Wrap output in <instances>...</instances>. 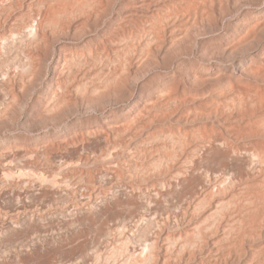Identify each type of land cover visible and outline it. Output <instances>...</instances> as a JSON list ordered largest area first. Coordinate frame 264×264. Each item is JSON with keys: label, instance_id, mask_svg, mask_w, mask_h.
<instances>
[{"label": "rangeland", "instance_id": "rangeland-1", "mask_svg": "<svg viewBox=\"0 0 264 264\" xmlns=\"http://www.w3.org/2000/svg\"><path fill=\"white\" fill-rule=\"evenodd\" d=\"M55 1L21 0L14 3L13 0H0V10L9 12L7 13L9 18L16 17L14 22H9V18L0 21V45L3 43L2 39H6L9 44L11 42L16 43L15 47L14 45L11 47L12 49L5 50L7 59L9 62L11 60L12 63L6 62L5 65L3 64L4 67L0 65V80L7 81V84L11 80L12 85L16 84L18 88L20 86V89H17V99L13 103L14 105L12 104L13 106H8L9 103L6 104L7 99L2 100L3 103L0 101V111L4 107L7 108L4 110V112L7 111V113L5 112L7 116L1 115L0 117V157L3 155L0 159V176L4 164H15L14 167L16 166V168L28 164H31L30 166L37 165L36 167L33 166L35 170L33 174H22L23 177L18 173L16 175L17 170H14L15 176L12 174L10 179L6 177L8 180L0 179V264H125L122 254L120 256L118 253L116 262L112 260L111 255L113 248H118L119 238L123 237L124 232L121 229L126 223H130V220L125 219L132 207L127 201L131 197L129 196L130 192L134 190L139 194L140 197L138 198L146 203L149 201L151 206L154 198L155 200L158 199L157 192L160 189L161 191L168 189V187L160 186L153 188V185L156 184L155 179H168L173 172L171 165L174 163L173 168L178 163L182 166L185 164V168L189 167L192 161L191 154L196 153L199 156L205 148L211 145L216 134H221V137L226 140L225 143H231H217L219 148L222 149L228 145L233 151L234 149H236L235 151L239 150V153L244 150L242 148H248V146L251 148L250 150L252 148L255 150L256 141L258 143L260 140L264 141V129L257 128L259 127L258 124L254 125V127L257 126L255 129L253 127L257 120L261 121L260 116L264 118V99H262L264 97L262 95L264 94V0ZM81 5L83 6L82 9L80 8ZM198 5L201 8L203 6L204 9L203 12H199L200 16L194 15ZM50 6L52 7L50 8ZM77 8L78 10H76ZM48 12L50 13L48 14ZM53 13L57 15L55 16ZM51 16L55 18H52L54 19L52 22L56 20L55 23H57L58 19L60 22L58 21L57 27L53 23L49 25L52 29L49 27L51 33L49 31L47 33V43L45 46L41 45V48L38 47L36 52L34 51L38 58H36V68H32L34 69L32 71L34 74L31 75L33 77L30 74L28 76V70L24 73L21 68H18L19 71L16 70L17 65H12L13 62H28L26 56L29 51H33L35 40L32 33L34 32L29 26H35L38 23L35 27L39 32L40 23L45 24V20L48 17L50 19ZM189 16L192 18L191 21L187 20ZM186 22L190 23L189 26ZM19 27H22V30ZM16 28H19L18 31L24 30L23 33L31 31V35L28 34L30 37L27 36L26 40L20 41L23 43H20L21 45L17 41L23 33L17 32ZM14 31L18 35L15 33V36ZM181 31L183 33L178 35L176 40H172V37ZM114 41L119 43V46H115L116 51L113 50L112 42ZM146 44L148 45L145 47ZM0 49L2 48L0 47ZM3 51L0 50V58L2 59L4 57ZM139 57L141 58L139 59ZM64 58H68L71 62L65 63ZM135 58L137 61L131 60ZM123 60H126V63H123ZM94 62L98 64L96 65ZM105 62L109 64L106 67L109 74L110 72L113 73L112 69L114 72L121 71L123 73L124 77L121 78L120 82L123 84L119 86L121 91L116 89L114 91L111 87V89L109 87L104 89L106 75L105 72L103 74L102 68H105ZM7 63L8 65H6ZM72 63L75 64L74 67ZM4 72L5 76L3 75ZM125 77L127 78L125 79ZM123 79L126 81L122 82ZM165 81L168 85L173 84V95L178 94L176 95L178 99L176 104L180 101L179 104L185 107L175 105L178 111L180 110L179 112L176 108L167 110L162 103L163 99H161L162 102L160 101V98L164 97L160 94V90ZM24 83L25 86H23ZM58 84L62 86L56 91L60 97L57 101L61 103V106H57L58 109L56 106V108L53 107L50 113L43 111L45 109L42 107L46 104L49 94L58 87ZM92 84L96 86L103 84L102 88L105 91L102 90L99 92L100 94L96 93V96L95 94L91 95L88 92ZM238 84L242 85L238 86ZM236 85L237 87H235ZM246 86L249 87L246 88ZM257 87H260L259 90L255 89ZM75 88L80 90L76 92ZM225 90L229 92L228 95ZM236 91L240 93L236 94ZM191 94L195 96L193 97ZM182 95L186 96L182 97ZM154 98H157V102ZM245 99L248 101L246 102ZM148 100L150 101L147 102ZM146 102L150 104L148 105ZM151 102H154L153 105ZM154 104L157 106H155L157 111L155 108L153 109L157 113L153 112L154 114L151 115L154 111L152 109ZM163 105L167 112L162 107ZM257 105L261 108H257ZM144 107H150V112H145L148 108L143 110ZM141 110L144 111L143 115L139 114ZM258 114L259 116H257ZM134 115L135 118L137 117L136 120ZM149 115L152 117L147 118L150 117ZM138 117L141 118L140 121H138ZM231 125H234L235 128ZM247 126L251 129L250 131ZM123 128L125 129L124 132ZM244 129L248 131L249 135H246L248 133L247 131L244 132ZM261 129H263L262 134ZM130 130H134L135 133ZM233 130L236 132L234 133ZM257 131L258 133L260 131L262 136ZM100 132L103 133L100 134ZM232 134L239 135L235 136L236 139ZM97 137H101L103 141L94 143L90 148H84L88 145L87 143L96 141ZM107 137L108 139H106ZM258 143L256 147L260 146ZM221 144L222 147H220ZM195 147H198L199 151ZM72 149L78 150L75 153L71 151ZM34 152H38V154ZM55 152L57 155L59 153L63 156L60 155L63 161L57 160L56 162L50 158L56 154ZM172 154L170 162L168 156ZM165 155L167 158H163ZM5 157L8 158L7 161ZM41 159L46 161L43 160L42 162ZM64 161L67 163L64 164ZM211 163L212 165H210ZM211 163L207 162L206 164L204 162L199 172L207 175L209 170H214L218 176V173H221L219 162L214 160ZM230 163L234 166L238 165L235 161H230ZM253 165L255 166L252 164L249 168L254 171ZM136 168L141 169L140 171L146 170L138 177H132V181H129L128 173L136 172ZM151 168L154 169V174ZM149 169L150 172L147 173ZM142 177L143 179H141ZM104 180L108 183H105ZM151 181L154 184H151ZM44 182H48L49 185ZM225 184L220 186L223 187ZM214 189L216 190V187ZM17 192L22 195L28 192V195L33 193L32 195L37 198L25 196L20 199L16 195ZM14 193L16 196L13 195ZM52 194L54 195L52 196ZM65 195L68 197L66 200L63 198ZM13 196L14 202L7 201ZM169 197H167L168 199H160L168 200L162 201L165 205H170L171 202L175 203L177 200L175 195ZM119 198L121 199L119 200ZM113 202L116 204L114 205ZM76 205L78 206L76 207ZM163 215L164 225L160 218L155 219L158 220L161 229L155 223L154 230L152 228L154 232L163 231L164 235L171 236L172 233L173 235L177 234V230H179L178 233L182 234L183 228L189 224L185 220L183 223L180 222L182 226L185 223L184 227L180 223L177 227L172 216L167 220L166 216ZM195 220L192 218V222ZM244 241L246 242V240ZM255 241L262 242V239L256 238ZM210 249V244L203 246V250L208 251V255L202 250L205 255L202 253V258L200 255L196 256L192 262H186L180 255L178 260L171 259L168 263L238 264L229 261L215 262L213 258L211 259ZM244 251L248 252L249 249L245 246ZM108 256L110 260L106 262ZM179 258L182 260L180 261ZM199 258L201 261L205 258V261L200 263ZM206 258L209 260L206 261ZM211 260L212 262H210Z\"/></svg>", "mask_w": 264, "mask_h": 264}, {"label": "bare ground", "instance_id": "bare-ground-1", "mask_svg": "<svg viewBox=\"0 0 264 264\" xmlns=\"http://www.w3.org/2000/svg\"><path fill=\"white\" fill-rule=\"evenodd\" d=\"M18 1H21V0H13L14 3H17ZM55 1V0H54ZM11 2V1H10ZM56 2V1H55ZM58 2V1H57ZM81 2V1H80ZM83 2V1H82ZM92 2V1H91ZM13 3V4H14ZM71 3V2H70ZM74 3V2H73ZM20 4V3H19ZM66 4V3H65ZM76 4V3H75ZM79 4V2H78ZM11 5V4H10ZM80 5V4H79ZM85 5V3H84ZM90 5V4H89ZM94 5V4H93ZM21 6V5H20ZM43 6V5H42ZM41 6V7H42ZM46 6V5H44ZM48 6V5H47ZM53 6V5H52ZM50 6V8L52 7ZM75 6V5H74ZM200 5H198V7H196L195 9V14L194 15H199V12H203L204 9H203V6L201 8V6L199 7ZM13 7V6H12ZM80 7V6H79ZM94 7V6H93ZM92 7V8H93ZM96 7V6H95ZM7 8V7H6ZM10 8V7H9ZM81 9L83 8V6L81 5L80 7ZM8 9V8H7ZM80 9V10H81ZM86 9V8H84ZM83 9V10H84ZM5 10V9H3ZM68 10V9H67ZM78 10V8L76 9ZM79 10V11H80ZM92 12L93 9H91ZM48 11V9H47ZM46 11V13H47ZM78 11V12H79ZM64 12V11H63ZM76 12V11H75ZM77 12V13H78ZM91 12V13H92ZM9 12H6V11H1L0 10V21L3 19V20H6L9 18V16H7ZM50 12H48L49 14ZM57 13V12H56ZM73 13V12H72ZM54 14V13H53ZM81 14V13H80ZM203 14V13H202ZM10 15V14H9ZM55 16L57 14H54ZM64 15V14H62ZM70 15V14H69ZM97 15V14H96ZM191 15V14H190ZM43 16V15H42ZM46 16V15H45ZM65 16V15H64ZM200 16V15H199ZM202 16V15H201ZM90 17V16H89ZM44 18V17H43ZM49 18V17H48ZM44 19L46 22L45 24H42L40 23V26H38V29H39V32H37V26L38 23L35 25V26H32L30 25V29H33L32 33L33 36H34V40H35V44L33 45V51H29V53L27 54L26 58L28 60V62L25 63L24 62H21V61H18L17 62H13L14 64L12 65H17V69L18 68L24 72H27L28 76L30 74V76L32 74H34L32 71H34V69L36 68V58H38V55L35 53L37 50H38V47L41 48V45L45 46V44L47 43L46 40H47V33L49 31V27L51 28V26L49 25H52L51 23H53L54 26L57 27V24L59 19L57 20V23L56 20L55 22L52 20H54L55 18L53 16L50 17V19ZM54 18V19H52ZM59 18V17H58ZM66 18V17H65ZM10 19V20H9ZM8 19L9 22H14L16 17H10ZM57 19V18H56ZM2 20V21H3ZM65 20V19H64ZM188 21H191L192 18L189 16ZM60 22V21H59ZM158 23V22H157ZM187 23V22H186ZM25 24V23H24ZM56 24V25H55ZM61 24V23H60ZM189 22L187 23V26H189ZM26 26V25H25ZM53 27V26H52ZM20 28V27H19ZM18 28V29H19ZM22 28V27H21ZM20 28V29H21ZM18 29L16 28L15 30L17 32H21L23 33V31H18ZM27 29V28H26ZM52 29V28H51ZM14 30V29H13ZM22 30V29H21ZM14 35L16 36V32L14 31L13 32ZM16 33V34H15ZM49 33H51L49 31ZM183 33V31H181L179 34H176L172 37V40H176V38L178 37V35H181ZM28 34L31 35V31L29 30L28 33H23L19 40L17 41L19 44L25 39H27L28 37H30ZM18 35V34H17ZM28 36V37H27ZM181 37V36H180ZM186 37V36H185ZM4 38V37H3ZM18 38V37H17ZM1 39V38H0ZM152 39V38H151ZM154 39V38H153ZM190 39V38H189ZM33 40V41H34ZM21 41V42H20ZM2 45H0V47L2 49L0 50H4L3 53H4V57L3 59L0 58V65H2L4 67L5 63L8 62V63H12L11 60L9 62V60L7 59L6 55V51L5 50H10L12 49L11 47H15V42H11L10 44L8 42H6V39H2ZM31 42V41H30ZM28 42V43H30ZM34 43V42H33ZM113 43V50H115V46H119V43L117 41H114L112 42ZM148 43V42H147ZM1 44V43H0ZM23 44V43H21ZM20 44V45H21ZM26 44V43H25ZM31 44V43H30ZM150 44V43H149ZM19 45V46H20ZM148 44L145 45V47L147 46ZM121 46V44H120ZM18 48V47H17ZM118 48V47H117ZM19 49V48H18ZM17 49V50H18ZM37 49V50H36ZM144 49V48H143ZM36 50V51H35ZM120 50V49H118ZM35 51V52H34ZM116 51V50H115ZM114 51V52H115ZM8 52V51H7ZM11 52H13L11 50ZM10 52V53H11ZM112 52V51H111ZM126 52V51H125ZM124 52V53H125ZM2 53V54H3ZM14 53V52H13ZM113 53V52H112ZM123 53V55H124ZM115 54V53H113ZM118 54V53H117ZM145 54V53H143ZM122 55V56H123ZM174 55V54H173ZM18 56V55H17ZM125 56V55H124ZM123 56V57H124ZM145 56H147L145 54ZM144 56V58H145ZM1 57V56H0ZM121 57V56H119ZM121 57V58H123ZM16 58V57H15ZM141 57H139L140 59ZM142 58V59H144ZM10 59V58H9ZM19 59V58H18ZM83 59V58H82ZM91 59V58H90ZM117 59V58H116ZM149 59V58H148ZM171 59V58H170ZM72 60V59H71ZM118 60V59H117ZM122 60V59H120ZM119 60V61H120ZM132 61L133 60H136L137 61V58L135 59H131ZM73 61V60H72ZM85 62H89V61H86L84 60ZM111 61V59H110ZM109 61V62H110ZM126 61V60H125ZM123 60V63L125 62ZM209 61V60H208ZM64 62L65 63H70L71 61L68 59V58H64ZM82 62V61H81ZM116 62V61H115ZM135 62V61H134ZM163 62V61H162ZM8 63L6 65H8ZM90 63V62H89ZM96 64V62H94ZM93 63V65H94ZM106 63V62H105ZM122 63V64H123ZM126 63V62H125ZM130 63V62H129ZM136 63V62H135ZM139 63V62H138ZM178 63V62H177ZM213 63V62H212ZM4 64V65H3ZM9 64V65H10ZM73 64V63H72ZM98 64V63H97ZM96 64V65H97ZM115 64V63H114ZM165 64V63H164ZM214 64V63H213ZM71 65V64H69ZM75 64H73V67H74ZM89 65V64H87ZM92 65V66H93ZM109 64L106 63V66L105 68H102V71H103V74L105 72V86L103 84L101 85H94L92 84L91 85V88L89 89V92L91 95H94L96 96V93H99L101 92L102 90L105 89V87H111L112 89H115L116 90H120L119 89V86H121L122 84L120 83L121 82V78H123V73L121 71H118V72H114V69L113 70V73L110 72L109 74V70H107L106 67H108ZM125 65V64H124ZM140 65V64H139ZM181 65V64H180ZM215 65V64H214ZM1 66V67H2ZM77 66V64H76ZM75 66V67H76ZM135 66V65H134ZM138 66V65H137ZM142 66V65H141ZM11 67V66H10ZM94 67H96L94 65ZM113 67V66H112ZM124 67V66H122ZM139 67V66H138ZM174 67V66H173ZM9 68V67H8ZM34 68V69H32ZM89 68V67H88ZM120 68V67H119ZM125 68V67H124ZM161 68V67H160ZM30 69V70H29ZM76 69V68H75ZM115 69H116V66H115ZM126 69V68H125ZM125 69H121V70H125ZM166 69V68H165ZM262 69V68H261ZM1 70V69H0ZM15 70V71H16ZM20 70V71H21ZM94 70V69H93ZM101 70V69H100ZM264 70V69H263ZM19 71V70H18ZM89 71V70H88ZM116 71V70H115ZM176 71V70H175ZM87 72V71H86ZM96 72V71H95ZM141 72V71H139ZM173 72V71H172ZM179 72V71H178ZM78 73V72H77ZM89 73V72H88ZM97 73V72H96ZM125 73V71H124ZM134 73V72H133ZM174 73V72H173ZM253 73V72H252ZM1 74V73H0ZM5 74V72L3 73V75ZM14 75V73H12ZM22 74V72H21ZM80 74H83V73H80ZM171 74V73H170ZM256 74V73H255ZM254 74V75H255ZM258 74V73H257ZM262 74V73H261ZM9 75V74H8ZM25 75V74H23ZM139 75V74H138ZM5 76V75H4ZM27 76V75H26ZM27 76V77H28ZM79 76V75H78ZM90 76V74H89ZM95 76V75H94ZM100 76V75H99ZM126 76V75H125ZM170 76V75H169ZM172 76V75H171ZM174 76V75H173ZM261 76V75H259ZM33 77V76H31ZM195 77V76H194ZM255 77V76H254ZM91 78V77H90ZM127 77H125L126 79ZM261 78V77H260ZM264 78V77H263ZM262 78V79H263ZM8 80H10L9 78H6ZM30 79V78H29ZM28 79V80H29ZM123 79L122 82L125 80ZM261 80V79H260ZM15 81V80H14ZM68 81V80H67ZM126 81V80H125ZM175 81V80H174ZM262 81V80H261ZM7 82V81H6ZM6 82L0 80V101H4L7 99V103L8 106H13L15 103V100L17 99L16 97V93H17V89H20V86L18 88V86L16 84L12 85L10 82L8 81V83L10 84H7ZM71 82V81H70ZM169 82V81H168ZM264 82V81H263ZM262 82V83H263ZM13 83V82H12ZM21 83V81H20ZM23 83V82H22ZM65 83V82H64ZM170 83V82H169ZM241 83V82H240ZM70 84V83H69ZM121 84V85H120ZM171 84V83H170ZM168 85L167 82L165 81V84L163 85V87H161L162 89L160 90L161 91V95L164 96L163 98H160V101L161 99H163V102L164 105L166 106L165 108L168 110V109H174L176 108L175 105H179L178 107H180L181 105L179 103H181L180 101L176 104V100L177 99V96L178 94H176L175 96L173 95V87L172 85ZM179 84V83H177ZM242 84H245V83H242ZM242 84H238L239 85H242ZM256 84V83H255ZM18 85H21V84H18ZM23 85V84H22ZM71 85V84H70ZM85 85V84H84ZM247 85V84H245ZM244 85V86H245ZM25 86V83L24 85ZM58 87H56L55 89H53L51 91V93L49 94V97L47 99V102L46 104L42 107V109H45L43 111L45 112H49L50 113V110H52L53 107H60L61 106V103H58V98L59 97V94H57V88L58 89H61L62 86L61 85H57ZM67 86V85H66ZM101 86V87H100ZM102 86H104V89L102 88ZM118 86V87H117ZM250 86V84H249ZM248 86V87H249ZM255 86V85H254ZM176 87V86H175ZM197 87V86H196ZM237 87V85L235 86ZM246 86V88H248ZM252 87V86H250ZM74 88V87H73ZM72 88V89H73ZM110 88V89H111ZM124 88V87H123ZM180 88V87H179ZM245 88V87H243ZM253 88V87H252ZM260 88V87H257L255 88L256 90ZM22 89V88H21ZM231 89V88H230ZM66 90V89H65ZM76 92L78 90H80L79 88H75ZM85 91V89H83ZM176 90V89H175ZM236 90V89H235ZM250 91V89H248ZM247 90V91H248ZM252 90V89H251ZM259 90V89H258ZM261 90H262V87L260 89V94H261ZM105 91V90H104ZM158 91H159V88H158ZM228 91V90H227ZM240 91V90H239ZM235 92L236 94L237 93H240V92ZM244 91V90H243ZM254 91V90H253ZM184 92V91H182ZM181 92V93H182ZM186 92V91H185ZM189 92V91H188ZM226 92V90H225ZM233 92V91H231ZM242 92V91H241ZM245 92V91H244ZM252 92V91H250ZM255 92V91H254ZM87 93V92H86ZM103 93V92H102ZM119 93V91H118ZM200 93V92H199ZM218 93V92H217ZM223 93V91H222ZM221 93V94H222ZM229 93V92H226V94ZM253 93V92H252ZM100 94V93H99ZM159 94V95H160ZM243 94V93H242ZM251 94V93H250ZM258 94V93H257ZM58 95V96H57ZM160 95V96H161ZM192 95V94H191ZM196 95H199V94H196ZM219 95V94H218ZM228 95V94H227ZM230 95V94H229ZM248 95V94H246ZM245 95V96H246ZM253 95V94H252ZM264 95V94H262ZM87 96V95H86ZM90 96V95H89ZM180 96V95H179ZM183 96H186V95H182ZM189 96V95H188ZM193 96V95H192ZM195 96V95H194ZM193 96V97H194ZM201 96V95H200ZM221 96V95H220ZM240 96V95H239ZM250 96V95H249ZM258 96V95H257ZM57 97V99H56ZM190 97V96H189ZM192 97V98H193ZM198 97V96H196ZM203 97V96H202ZM252 97V96H251ZM255 97V96H254ZM260 97V95H259ZM262 97V96H261ZM62 98V96H61ZM94 98V97H93ZM206 98V97H205ZM243 98V96H242ZM250 98V97H249ZM253 98V97H252ZM251 98V101H253ZM56 99V100H55ZM155 100L157 98H154ZM180 99V98H179ZM262 99H264V97H262ZM60 100V99H59ZM154 100V102H155ZM182 100V98L180 99ZM188 100V99H187ZM220 100V99H218ZM246 100V99H245ZM2 101V103H3ZM63 101V100H62ZM150 100H148L147 102H149ZM216 101V100H214ZM248 101V99L246 100V102ZM264 101V100H263ZM146 102V103H147ZM154 102H151V105H153L152 103ZM157 102V100H156ZM184 102V101H183ZM186 102V101H185ZM208 102V100H207ZM242 102H243V99H242ZM257 102V101H256ZM255 102V103H256ZM145 103V104H146ZM244 103V102H243ZM259 103V102H258ZM13 104V105H12ZM148 104V103H147ZM146 104V105H147ZM150 104V103H149ZM148 104V105H149ZM161 104V103H160ZM260 104V103H259ZM258 104V105H259ZM262 104V103H261ZM2 105V104H1ZM147 105V106H148ZM158 105V104H157ZM162 105V104H161ZM164 105L162 106L164 108ZM187 105V104H186ZM205 105V104H204ZM248 105V104H246ZM255 105V104H254ZM257 105V106H258ZM6 106V105H5ZM155 104H154V107L155 108ZM188 106V105H187ZM226 106V105H225ZM245 106V104H244ZM250 106V105H249ZM252 106H253V103H252ZM55 107V108H56ZM57 107V109H58ZM157 107V106H156ZM182 107V106H181ZM211 107V106H209ZM263 107V106H262ZM6 107H4V109H2V111H0V117L1 115H5V112L7 113V111L4 112V110ZM10 108V107H9ZM146 108L148 107H144L143 110H146ZM150 108V107H149ZM147 109L145 112H150V109ZM162 108V109H163ZM164 108V109H165ZM182 108H185V107H182ZM188 108V107H187ZM215 108V107H214ZM227 108V107H226ZM241 108V107H240ZM249 108V107H248ZM253 108V107H252ZM257 108H261V106H258ZM160 109V108H159ZM165 109V111H166ZM177 109V108H176ZM191 109V108H189ZM188 109V110H189ZM212 109V108H211ZM243 109V108H242ZM245 109H246V106H245ZM264 109V108H263ZM55 110V109H54ZM143 110H141L139 112L140 115H143ZM154 110V109H153ZM156 110V108H155ZM152 111V114L153 115L155 112ZM213 110V109H212ZM57 111V110H56ZM138 111V110H137ZM157 111V110H156ZM178 111V109H177ZM176 111V112H177ZM180 111V110H179ZM178 111V112H179ZM186 111V110H185ZM184 111V112H185ZM242 111V110H240ZM244 111V109H243ZM257 111V110H256ZM167 112V111H166ZM165 112V113H166ZM171 112V111H170ZM217 112V111H216ZM224 112V111H223ZM246 112V111H245ZM248 112V111H247ZM257 112H261V111H257ZM157 113V112H155ZM163 113V112H162ZM175 113V112H174ZM218 113V112H217ZM238 113V112H237ZM249 113V112H248ZM254 113V112H253ZM256 113V112H255ZM254 113V114H255ZM138 114V113H136ZM145 114V113H144ZM147 114V113H146ZM160 114V113H159ZM240 114V113H238ZM247 114V113H246ZM245 114V115H246ZM260 114V113H259ZM259 114L257 116H259ZM264 114V113H263ZM262 114V115H263ZM47 115V114H46ZM139 115V116H140ZM149 115L150 117H147V118H151L152 116ZM170 115V114H169ZM241 115V114H240ZM244 115V114H243ZM250 115V114H249ZM7 115H5L6 117ZM138 116V115H136ZM242 116V115H241ZM132 117V116H131ZM135 118V115L133 116ZM143 118H145L144 116H141ZM164 117V116H163ZM166 117V116H165ZM217 117V116H216ZM215 117V118H216ZM244 117V116H242ZM246 117V116H245ZM252 117V116H251ZM250 117V119H251ZM53 118V117H52ZM137 118V117H136ZM135 118V120H136ZM154 118V117H153ZM241 118V117H240ZM247 118V117H246ZM255 118V117H254ZM262 118V119H261ZM3 119V117H2ZM133 119V118H132ZM138 121H140L141 118L138 117ZM159 119V118H158ZM243 119V118H242ZM245 119V118H244ZM257 120V118H255ZM259 119V118H258ZM260 119L261 121L264 120L263 116L261 117L260 116ZM151 120V119H150ZM157 120V118H156ZM246 120V119H245ZM249 120V119H248ZM254 122H256L254 119H252ZM131 121V120H130ZM146 121V120H145ZM154 121V120H153ZM251 121V120H250ZM260 120L256 123H252L253 124V127L254 125L258 124L259 127L255 126L254 129L257 127V128H263L264 129V122H261ZM57 122V121H56ZM126 122V121H125ZM132 124H134L133 122H131ZM143 123V122H142ZM141 123V124H142ZM150 123V122H149ZM152 123V122H151ZM249 123V122H248ZM139 124V125H141ZM230 125V124H229ZM245 125V124H244ZM248 125V124H247ZM250 125V124H249ZM129 126V125H128ZM132 126V125H131ZM135 126V125H134ZM203 126V125H202ZM207 126V125H206ZM223 126V125H222ZM234 127V125H231ZM240 126V125H239ZM238 126V127H239ZM126 127H127V124H126ZM137 127H140L137 125ZM142 127V126H141ZM150 127V125H149ZM227 127V126H226ZM251 127V126H250ZM1 128V127H0ZM228 128V127H227ZM230 128V127H229ZM235 128V127H234ZM232 128V129H234ZM247 128L249 129V127L247 126ZM124 129V128H123ZM143 129V128H142ZM211 129V128H210ZM238 129V128H237ZM236 129V130H237ZM261 129V134H262V130ZM118 130V129H117ZM138 130V128H137ZM206 130V129H205ZM229 130V129H228ZM235 130V132H236ZM245 130V129H244ZM251 129H249L250 131ZM1 131V130H0ZM125 131V129L123 130V132ZM129 131V129H128ZM130 131H133L134 130H130ZM140 131V130H139ZM176 131H178V129H176ZM183 131V130H182ZM197 131H199L197 129ZM203 131V130H202ZM200 131V132H202ZM207 131V130H206ZM205 131V133H206ZM230 131V130H229ZM247 130H245L244 132H246ZM260 131L258 134H260ZM116 132V131H115ZM122 132V130H121ZM227 132V131H226ZM234 132V130H233ZM232 132V133H233ZM234 132V133H235ZM103 133V132H102ZM100 132V134H102ZM105 133V132H104ZM114 133V132H113ZM135 133V132H134ZM139 133V132H137ZM147 133V132H146ZM178 133V132H177ZM182 133V132H181ZM199 133V132H198ZM218 133V132H217ZM228 133V132H227ZM226 133V134H227ZM231 133V132H229ZM241 133V132H240ZM243 133V132H242ZM248 133V131H247ZM253 134V132H251ZM250 133V135H252ZM75 134V133H74ZM88 134V133H86ZM149 134V133H148ZM157 134V133H156ZM166 134V133H165ZM172 134V133H170ZM175 134V133H174ZM173 134V135H174ZM210 134V133H209ZM256 134V132H255ZM254 134V135H255ZM260 134V135H261ZM104 135V134H103ZM109 135V134H108ZM117 135V134H115ZM151 135V134H150ZM153 135V134H152ZM158 135V134H157ZM162 135V134H161ZM164 135V134H163ZM199 135V134H198ZM201 135V134H200ZM214 135V134H213ZM220 135V136H219ZM234 134H232L233 136ZM239 135V134H237ZM237 135L235 134L234 137ZM246 135H249L246 134ZM77 136V135H76ZM96 136V135H95ZM196 136V135H195ZM207 136V135H206ZM222 135L221 134H216L213 139H212V143L211 145H206V146H209L208 148H205L204 151H202L200 153V155H196L195 154H191L192 155V161H191V164L189 167H184L182 165H180L179 163L176 164V166L173 168V165H171L172 167V174L170 177H168V179L164 180V179H160L158 177V179H155L156 180V184L152 183L151 181V184H154L153 185V188H156L159 186L160 187H168V189H163L161 191V189L157 192L156 195H158V199L154 198V201L152 202V204H154L152 206L149 205V201L144 202L142 201V199L138 198L140 196H138L139 194H137V192H134L133 188H132V192H130L131 194H129V199L127 201H129L130 205H132L131 209L128 211V214H127V218H125L126 220H130L129 224L128 223H124L125 225L123 226V229H121L124 233H123V237H121V239L119 238V241H118V248H113L112 250V255H111V258L113 261L116 260V256L119 255L123 256L124 258V262L128 263V264H157V262H159V264H169L168 262L171 261V259L175 260L177 259L178 260V257L180 255H182V258L186 261V262H192V260L195 259L196 256L201 255L203 256V246L210 244V247L211 249L209 250L211 253V259L213 258L215 260V262L217 261L218 263L219 262H237L238 264H264V141H259V143L256 141V145L257 143L260 145V146H257L256 145L254 146V149L252 148V150H250L251 148L248 146V148H242L244 149L243 151L241 150L240 152L242 153H239V150L238 151H235L236 149L231 150L230 149V146H226L225 145V148L223 147L222 149L219 148V144L217 145V143H225V139L221 137ZM256 136V135H255ZM262 136V135H261ZM93 137V136H92ZM154 137V136H153ZM167 137V136H166ZM180 137V136H179ZM184 137V136H183ZM192 137V136H191ZM203 137V136H202ZM210 137V136H208ZM235 137V138H236ZM242 137V136H241ZM240 137V138H241ZM98 138V137H97ZM190 138V137H189ZM199 138V137H198ZM205 138V137H204ZM207 138V137H206ZM230 138V137H229ZM255 138V137H254ZM108 139V137L106 138ZM178 139V138H177ZM176 139V140H177ZM181 139H185V138H181ZM232 139V138H230ZM237 139V138H236ZM251 139V138H250ZM263 139V138H262ZM154 140V139H153ZM197 140V139H196ZM200 140V139H199ZM209 140V139H208ZM207 140V141H208ZM103 140H101V137H99L96 141H92L90 144L87 143L88 145L84 146L85 149L87 148H90L93 146V144L95 143H99ZM149 141V140H148ZM182 141V140H181ZM195 141V140H193ZM170 142V141H169ZM192 142V141H191ZM196 142V141H195ZM199 142V141H198ZM231 142V141H230ZM253 142V141H251ZM250 142V144H251ZM263 142V143H262ZM105 143V142H104ZM193 143V142H192ZM207 143V142H205ZM249 143V141H248ZM247 143V144H248ZM255 143V141H254ZM186 144V143H184ZM189 144V143H188ZM222 144L220 147H222ZM227 144H231V143H227ZM241 144V143H240ZM239 144V145H240ZM173 145V144H172ZM204 145V144H203ZM233 145V143H232ZM238 145V146H239ZM243 145V143H242ZM249 145V144H248ZM186 146V145H185ZM200 146V145H199ZM224 146V145H223ZM235 146V145H233ZM253 146V145H252ZM175 147V146H174ZM202 147V146H201ZM237 147V146H236ZM235 147V148H236ZM240 147V146H239ZM238 147V148H239ZM242 147V146H241ZM257 149H256V148ZM74 148V147H73ZM168 148V147H167ZM194 148V147H193ZM196 148V147H195ZM204 148V147H203ZM201 148V149H203ZM170 149V148H169ZM188 149V148H187ZM186 149V150H187ZM198 150V147L196 148ZM45 150V149H44ZM78 149H72L71 151H77ZM179 150V149H178ZM190 150V149H189ZM196 150V151H197ZM50 151V150H49ZM150 151V150H149ZM159 151V150H158ZM192 151V150H191ZM199 151V150H198ZM147 152V151H146ZM165 152V151H164ZM194 153V151H192ZM25 153V152H24ZM35 154H38V152H34ZM33 153V154H34ZM41 153V152H40ZM46 153V152H45ZM44 153V154H45ZM56 153V152H55ZM76 153V152H75ZM157 153V152H156ZM166 153V152H165ZM171 153V151H170ZM1 154V153H0ZM153 154V153H152ZM176 154V153H175ZM42 155V154H41ZM51 155V154H50ZM61 155V154H60ZM59 153L57 155L56 154H53L50 158L52 160H61L63 161V156L60 157ZM169 155V154H168ZM3 156V155H2ZM1 156V157H2ZM149 156V155H148ZM172 155L168 156V160L170 161L172 159ZM0 157V159H1ZM9 157V156H8ZM145 157V156H144ZM147 157V156H146ZM145 157V158H146ZM166 155L163 157L165 158ZM6 158V161L8 160L7 157ZM5 158H2L5 160ZM49 158V157H48ZM161 157V159H163ZM167 158V157H166ZM179 158V156H178ZM38 159V158H36ZM160 159V160H161ZM180 159V158H179ZM42 160V159H41ZM45 160V159H43ZM42 160V162H43ZM65 160V159H64ZM143 160V159H142ZM156 160V159H155ZM159 160V161H160ZM164 160V159H163ZM166 160V159H165ZM183 160V159H182ZM214 160H217L219 162V167L221 169V173H218V176H217V173L216 171L214 170H209L210 172L206 173L207 175H204V174H201L199 172V170L203 167V163L206 162H210L211 161L213 162ZM46 161V160H45ZM78 161V160H77ZM153 161V159H152ZM174 161V160H173ZM230 161H235V163L238 165L234 166L230 163ZM54 162V161H53ZM162 162H165V161H162ZM168 162V161H167ZM171 162V161H170ZM169 162V163H170ZM3 163H6V162H3ZM33 163V162H32ZM36 163V162H35ZM67 161H64V164H66ZM145 163V162H144ZM161 163V162H160ZM181 163V162H180ZM184 163V162H183ZM255 164V168L253 167L251 170V168H249L252 164ZM143 164V163H142ZM152 164V163H151ZM157 164V163H156ZM162 164V163H161ZM216 164V163H215ZM5 165V166H4ZM2 166H4V168L1 169V176H0V179H6V177L10 179V176L12 177V174H14L13 176H15V173H13L14 170H17L16 172V175H22V174H30L35 171L33 166H30L29 164L26 166L24 165V167H17L16 166L14 167V165L8 163V164H4ZM69 165V164H68ZM159 165V164H158ZM166 165V163H165ZM209 165V164H208ZM212 165V163L210 164ZM21 166V165H19ZM37 166V165H36ZM34 166V167H36ZM45 166V165H44ZM59 166V165H58ZM130 166V165H129ZM133 166V165H132ZM150 166V164H149ZM162 166V165H161ZM168 166V165H167ZM217 166V165H216ZM63 167V166H62ZM141 167H144V166H141ZM152 167V166H151ZM158 167V166H156ZM165 167V166H164ZM209 167V166H208ZM61 168V167H60ZM161 168V167H160ZM212 168V167H210ZM127 169V168H126ZM137 169V168H136ZM144 169V168H143ZM141 170V169H140ZM137 169L136 170H133V171H136V172H127L128 173V180L132 181V177H135V176H139L140 174L143 173V171L145 170H142L140 171ZM153 170V174H154V169L151 168V171ZM162 170V169H161ZM168 170V169H167ZM165 170V171H167ZM218 171V169H216ZM128 171V170H127ZM170 171V170H169ZM150 172V169L147 170V173ZM162 172V171H161ZM171 172V171H170ZM207 172V171H206ZM219 172V171H218ZM18 173V174H17ZM35 173V172H34ZM145 173V172H144ZM146 173V174H147ZM158 173V172H157ZM31 174V175H32ZM99 174V173H98ZM101 174V173H100ZM103 174H104V171H103ZM108 174V173H107ZM106 174V175H107ZM156 174V173H155ZM160 174V173H158ZM102 175V174H101ZM151 175V174H150ZM23 176V175H22ZM33 176V175H32ZM104 176V175H102ZM101 176V178H103ZM110 176V175H109ZM142 176V175H141ZM140 176V177H141ZM168 176V175H167ZM18 177V176H17ZM24 177V176H23ZM26 177V176H25ZM100 177V176H99ZM107 177V176H106ZM105 177V178H106ZM140 177H139V180H140ZM152 177V175H151ZM161 177V176H160ZM38 179V177H35ZM45 178V177H44ZM132 178V179H131ZM20 179V178H19ZM34 179V178H33ZM110 179V178H109ZM143 179V177L141 178ZM146 179V178H145ZM8 180V179H6ZM5 180V182H6ZM28 180V179H27ZM26 180V181H27ZM36 180V179H35ZM20 181V180H19ZM34 181V180H33ZM32 181V182H33ZM47 181V180H46ZM105 183H108L106 180H104ZM110 181V180H109ZM136 181V180H135ZM143 181V180H142ZM4 182V183H5ZM10 182V181H8ZM52 182V181H51ZM23 183V181H22ZM44 183H48V182H44ZM134 183V182H133ZM226 183V184H225ZM20 184V183H19ZM222 184H225L223 185V187H221L220 185ZM49 185V183H48ZM136 186V185H135ZM147 186V185H146ZM155 186V187H154ZM221 188H220V187ZM51 187V186H50ZM49 187V188H50ZM144 187V186H143ZM216 187V190L214 189ZM240 187V188H239ZM138 188V187H137ZM147 188V187H145ZM54 189V188H53ZM140 189V188H138ZM143 189V188H142ZM52 190V189H51ZM17 191V190H16ZM15 191V192H16ZM53 191V190H52ZM56 191V190H55ZM147 191V190H146ZM215 191V192H213ZM25 192V191H24ZM50 192V191H49ZM48 192V193H49ZM123 192V191H122ZM153 192V191H152ZM29 193V192H28ZM28 193H25V195H22V194H19V192H17V197H19L20 199L24 198L25 196L29 197V198H32L34 195H32L33 193L29 194ZM41 193V192H40ZM44 193V192H43ZM55 193V192H54ZM63 193V192H62ZM141 193V192H140ZM156 193V192H155ZM3 194V193H2ZM5 194V193H4ZM3 194V195H4ZM9 194V193H8ZM51 194V193H50ZM49 194V195H50ZM145 194V193H144ZM2 195V196H3ZM15 195V193L13 194ZM15 195V196H16ZM39 195V194H38ZM54 194H52L53 196ZM61 195H64V194H61ZM155 195V196H156ZM175 195V199L177 198V200L175 201V203L171 202V204L169 205H165V203L163 204V202L165 200H167L168 198H170L169 196H172ZM1 196V197H2ZM60 196V194H59ZM153 196V195H152ZM8 197V196H7ZM16 197V199H17ZM121 197V196H120ZM128 197V195H127ZM126 197V198H127ZM144 197V196H143ZM146 197V196H145ZM168 197V198H167ZM12 198V199H11ZM34 198H37L36 196H34ZM60 198V197H59ZM65 200L68 199V197H66V195L63 197ZM163 198H167L165 200H161ZM7 199V198H6ZM10 199V200H9ZM121 198H119L120 200ZM173 199V198H171ZM14 196L13 197H10L8 198L7 201L9 202H14ZM18 200V199H17ZM33 200V199H32ZM31 200V201H32ZM64 200V201H65ZM118 200V201H119ZM149 200V199H148ZM62 201V200H61ZM103 201V200H102ZM116 201V200H115ZM117 203H120L118 202ZM126 201V202H127ZM163 201V202H162ZM168 201V200H167ZM174 201V200H173ZM76 203V202H75ZM108 203V202H107ZM133 203V204H132ZM151 203V202H150ZM99 204V203H98ZM114 204V202H113ZM116 204V203H115ZM114 204V205H115ZM167 204V203H166ZM11 205H13L11 203ZM103 205V204H101ZM14 206V205H13ZM78 205H76L77 207ZM114 207V206H113ZM12 208V207H11ZM84 208V207H83ZM104 208V207H103ZM107 208V207H106ZM23 209V208H22ZM108 209V208H107ZM112 209V208H111ZM85 210V209H83ZM104 210V209H103ZM21 211V210H20ZM19 211V212H20ZM61 211V210H60ZM144 211V213H143ZM17 212V211H16ZM75 212V210H74ZM102 212V211H101ZM81 213V211H80ZM88 213V212H87ZM91 213V212H90ZM165 213V215L163 214ZM18 214H21V213H18ZM23 214V213H22ZM100 214V213H99ZM86 215V214H85ZM90 215V214H89ZM87 215V216H89ZM92 215V214H91ZM119 215V214H118ZM162 215L165 217L166 216V219L168 220V218L170 216H172V220L174 219V221L177 223V227H178V223L180 222H184L185 220L188 221L189 224H187L186 227H184V224L182 227H184L182 230V234L181 233H178L179 230H177V234H174L172 233L171 236H168V235H164L162 232H154V228L153 226L155 225V223H157L156 225L159 226V222L158 220L156 221L155 219H158L160 218L159 220L160 221H164L163 220V217ZM19 216V215H18ZM17 216V217H18ZM95 216V215H94ZM154 216H156V218H154ZM85 217V216H83ZM89 218V217H88ZM192 218L193 219H196L194 222H192ZM93 219V218H92ZM95 219V218H94ZM154 219V220H153ZM13 221V220H12ZM170 221V220H169ZM168 221V222H169ZM13 223V222H11ZM74 224V223H73ZM16 225V224H15ZM72 225V224H71ZM163 225H164V222H163ZM169 225V224H168ZM172 225V224H171ZM12 226V225H11ZM156 226V227H157ZM176 226V225H175ZM160 227V226H159ZM158 227V228H159ZM176 227V228H177ZM153 228V230H152ZM180 228V227H179ZM161 229V227L159 228ZM158 229V230H159ZM153 231V232H152ZM161 231V230H159ZM120 232V231H119ZM175 233V232H174ZM120 234V233H119ZM122 236V235H121ZM166 236V237H165ZM258 238V239H262V242H256L255 239ZM246 240V242L244 241ZM248 240V242H247ZM47 241V240H46ZM50 243V241H49ZM40 244V243H39ZM137 244V245H136ZM37 245V243H36ZM245 246L249 249L248 252H245L244 251V248ZM137 247H139L140 249H138ZM139 250V251H138ZM203 250V251H202ZM201 252V254H199ZM205 252V251H204ZM208 252V251H207ZM205 252L207 255L208 253ZM111 253V252H109ZM117 253V254H116ZM203 253V254H202ZM205 255V254H204ZM210 256V255H209ZM177 257V258H176ZM181 257V256H180ZM206 257V256H204ZM208 257V256H207ZM182 258H179L180 261L182 260ZM202 258V257H201ZM209 258V257H208ZM205 258H203L204 260ZM207 259V258H206ZM110 258L108 256V259L106 262H109ZM123 260V259H122ZM176 260V261H177ZM202 260V261H203ZM209 259H207L206 261H208ZM200 258H199V262L200 263H203ZM116 262V261H115ZM212 262V260L210 261ZM214 262V261H213ZM214 262V263H215ZM111 263V262H110ZM125 263V264H126ZM205 264V262H204ZM217 264V263H216Z\"/></svg>", "mask_w": 264, "mask_h": 264}]
</instances>
